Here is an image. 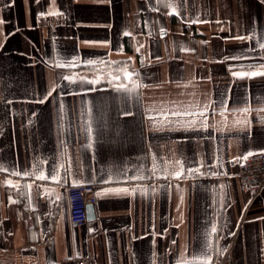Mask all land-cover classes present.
<instances>
[{"label": "crops", "instance_id": "1", "mask_svg": "<svg viewBox=\"0 0 264 264\" xmlns=\"http://www.w3.org/2000/svg\"><path fill=\"white\" fill-rule=\"evenodd\" d=\"M261 45L264 0H0V264H264Z\"/></svg>", "mask_w": 264, "mask_h": 264}, {"label": "built area", "instance_id": "2", "mask_svg": "<svg viewBox=\"0 0 264 264\" xmlns=\"http://www.w3.org/2000/svg\"><path fill=\"white\" fill-rule=\"evenodd\" d=\"M65 14H48L39 17L43 26H58L66 23ZM239 177L242 187L257 197L264 189V152L247 156V159H237ZM70 216L72 223L83 226L88 219V208L97 203L96 187L94 185H75L69 188ZM57 264H97L94 255L71 258Z\"/></svg>", "mask_w": 264, "mask_h": 264}, {"label": "snow or ice", "instance_id": "3", "mask_svg": "<svg viewBox=\"0 0 264 264\" xmlns=\"http://www.w3.org/2000/svg\"><path fill=\"white\" fill-rule=\"evenodd\" d=\"M196 21H194L195 23ZM237 39H245L244 37H236ZM262 48H264V45H261ZM128 77H131L132 73H127ZM234 76H237V77H240V78H243V77H248V78H252V77H256V76H264V72H260V71H254V72H248V73H233ZM118 78V77H117ZM65 79H68L67 77H65ZM93 83H95V81H93ZM121 87H124L123 85H121ZM50 94V93H49ZM40 102H43L40 101ZM245 111H247V109H245ZM201 116L204 115L203 112L200 113ZM253 153H248V155H252ZM244 159H247V156L244 157ZM189 171H193V170H189ZM198 171V169L196 170ZM15 175H20V173H14ZM28 173H24V175H27ZM183 175V171H178L174 174V177L176 179H179L181 176ZM38 179H41V180H44V179H48L49 177H46L44 176L43 174H41L40 176L37 177ZM52 180H55L58 182V174L57 175H53L50 177ZM136 179H142V177H135ZM8 183H11L10 181ZM75 186V185H74ZM14 187H18L16 185H14ZM27 187L31 188V185H28ZM129 189L127 188H115V189H107L105 190L104 193H97V195H106V194H109V193H113V194H116V195H119V194H122V193H129ZM131 191H135V189L131 190ZM213 232L216 231L215 227H213L212 229Z\"/></svg>", "mask_w": 264, "mask_h": 264}, {"label": "water", "instance_id": "4", "mask_svg": "<svg viewBox=\"0 0 264 264\" xmlns=\"http://www.w3.org/2000/svg\"><path fill=\"white\" fill-rule=\"evenodd\" d=\"M89 209H90V212H89ZM91 216H93V212L91 211V207L88 208V218H91Z\"/></svg>", "mask_w": 264, "mask_h": 264}]
</instances>
